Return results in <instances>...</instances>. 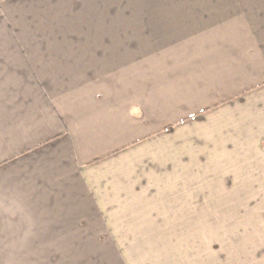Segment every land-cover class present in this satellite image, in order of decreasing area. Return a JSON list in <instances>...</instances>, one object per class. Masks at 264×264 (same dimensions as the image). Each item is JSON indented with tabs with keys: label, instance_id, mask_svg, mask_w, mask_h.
I'll return each instance as SVG.
<instances>
[{
	"label": "crops",
	"instance_id": "0c3cea01",
	"mask_svg": "<svg viewBox=\"0 0 264 264\" xmlns=\"http://www.w3.org/2000/svg\"><path fill=\"white\" fill-rule=\"evenodd\" d=\"M11 9L0 261L264 264V0Z\"/></svg>",
	"mask_w": 264,
	"mask_h": 264
},
{
	"label": "rangeland",
	"instance_id": "374dc122",
	"mask_svg": "<svg viewBox=\"0 0 264 264\" xmlns=\"http://www.w3.org/2000/svg\"><path fill=\"white\" fill-rule=\"evenodd\" d=\"M16 1L18 0H0V35H8V34H63V33H67V34H72V33H80L79 30H77L76 28H71V29H65L64 30V26L61 25H57L55 24L54 26V22H52L50 25L48 26H35V25H31L32 23L30 21L26 22V18L25 17H21V16H17V13L14 11V9H11ZM25 18V19H24ZM44 20L47 21V24L49 21V19L47 18L46 15V19L44 18ZM39 21V20H38ZM27 24H26V23ZM42 22V21H41ZM97 28H95L94 30H96ZM85 33V32H84ZM20 251H14V256L13 258H10L11 262L8 260H1L0 264H22L24 262L23 260V256L25 257V259L27 260L28 257L27 255H29L28 251H25V253H18ZM15 253H17L15 255ZM31 257V256H30ZM103 257V256H101ZM111 259V258H110ZM32 260V259H31ZM31 260L27 263L24 264H40L39 261L36 259H34L35 261H37V263L35 262H31ZM105 261V264L108 262V258H104L103 259ZM112 261H115L113 259H111ZM104 261H102V263H104Z\"/></svg>",
	"mask_w": 264,
	"mask_h": 264
}]
</instances>
